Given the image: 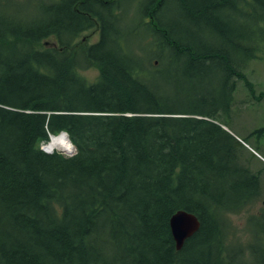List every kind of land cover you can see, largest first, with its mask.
I'll return each instance as SVG.
<instances>
[{
	"label": "trees",
	"instance_id": "1",
	"mask_svg": "<svg viewBox=\"0 0 264 264\" xmlns=\"http://www.w3.org/2000/svg\"><path fill=\"white\" fill-rule=\"evenodd\" d=\"M15 1L25 20L0 11V264H229L223 219L257 177L239 167L238 197L220 189V133L241 144L217 122L238 80L254 92L236 53L264 41V0ZM63 131L75 155L40 149ZM179 210L200 228L178 251Z\"/></svg>",
	"mask_w": 264,
	"mask_h": 264
},
{
	"label": "rangeland",
	"instance_id": "2",
	"mask_svg": "<svg viewBox=\"0 0 264 264\" xmlns=\"http://www.w3.org/2000/svg\"><path fill=\"white\" fill-rule=\"evenodd\" d=\"M7 2L1 5L0 9L3 10L0 11L8 12L9 14L10 12H15L19 20H25V14L19 16L20 12L15 10L16 1L7 0ZM33 14L40 16L41 13L38 8H34ZM168 17L174 19L178 17V14ZM225 18H228V16H225ZM134 21L133 18V21L125 23L132 26L135 24ZM224 23L228 24L230 29L240 34H246L249 31L248 26L238 20L232 19L230 23L226 21ZM252 27L255 26H250V28ZM132 34L131 40L136 45L144 42L145 34L143 30L137 33L132 32ZM99 38L100 31L95 26V28L80 34L77 42L82 41L84 46H90L98 42ZM54 39L55 37L48 38L44 43H55L53 42ZM206 41L213 45L218 44L220 47V39H207ZM243 47L244 50L241 53H236V55H247L248 53V65L244 69V72L254 92L250 91L243 80H238L231 114L229 116H221L220 121L217 122L219 124L226 122L229 125L228 127L231 128L228 130L241 144L238 147L236 145L235 151V142L226 134L220 133V189H228L231 195L234 196V199L238 197L239 191L242 192V189H244L240 183L243 177L237 171L239 167H245L255 174L261 171L262 178L258 186L259 195L250 204L223 219L227 225L224 227L223 236L226 238L225 245L228 244L227 247L223 248L228 259L223 260L229 264H264V162L243 143L245 142L254 148L264 158V41L258 45H254L253 41H249ZM80 73L89 83H96L99 81L101 72L99 68L93 66ZM190 107H192V103ZM49 142L50 140L45 145V149L49 145ZM228 147L234 150L233 154V150L229 151ZM54 149L59 148L55 147ZM73 150L74 146L68 151L62 152L60 150L59 152L69 155ZM222 200L225 202L224 196Z\"/></svg>",
	"mask_w": 264,
	"mask_h": 264
},
{
	"label": "water",
	"instance_id": "3",
	"mask_svg": "<svg viewBox=\"0 0 264 264\" xmlns=\"http://www.w3.org/2000/svg\"><path fill=\"white\" fill-rule=\"evenodd\" d=\"M170 228L176 249L181 250L186 240L199 230L200 221L196 215L185 210H180L171 217Z\"/></svg>",
	"mask_w": 264,
	"mask_h": 264
},
{
	"label": "bare ground",
	"instance_id": "4",
	"mask_svg": "<svg viewBox=\"0 0 264 264\" xmlns=\"http://www.w3.org/2000/svg\"><path fill=\"white\" fill-rule=\"evenodd\" d=\"M73 145L74 144H72L71 140L69 139V136L67 134L61 132L59 135L51 137L49 145L47 146L46 149L52 151L55 147H57V148H59L62 151H68V150L72 149ZM74 150L72 151L73 153L71 152L69 155H66V156L75 155L77 153V150H76L75 146H74ZM192 214H194V213H192Z\"/></svg>",
	"mask_w": 264,
	"mask_h": 264
},
{
	"label": "flooded vegetation",
	"instance_id": "5",
	"mask_svg": "<svg viewBox=\"0 0 264 264\" xmlns=\"http://www.w3.org/2000/svg\"><path fill=\"white\" fill-rule=\"evenodd\" d=\"M257 174L260 176V179L262 178L261 176H262V172L261 171H259V172H257ZM260 182L261 181H259V177L257 178V183H255L254 185V190L256 191V192H258L259 191V189H258V186L260 185Z\"/></svg>",
	"mask_w": 264,
	"mask_h": 264
}]
</instances>
